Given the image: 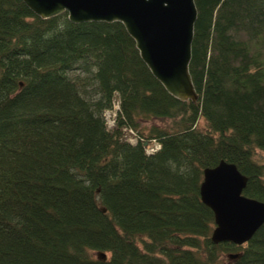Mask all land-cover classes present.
Segmentation results:
<instances>
[{"label": "trees", "instance_id": "trees-1", "mask_svg": "<svg viewBox=\"0 0 264 264\" xmlns=\"http://www.w3.org/2000/svg\"><path fill=\"white\" fill-rule=\"evenodd\" d=\"M194 2L196 104L165 91L122 24L0 0V264H264V224L215 245L200 197L225 161L264 203V0Z\"/></svg>", "mask_w": 264, "mask_h": 264}, {"label": "water", "instance_id": "water-1", "mask_svg": "<svg viewBox=\"0 0 264 264\" xmlns=\"http://www.w3.org/2000/svg\"><path fill=\"white\" fill-rule=\"evenodd\" d=\"M36 16L48 20L67 14L72 24L120 23L151 75L181 102L196 104L189 66L197 9L194 0H21ZM247 177L234 164L221 161L205 169L202 203L214 214L211 241L241 246L264 224V203L247 198ZM98 257L105 260L106 255ZM238 255H230V260Z\"/></svg>", "mask_w": 264, "mask_h": 264}, {"label": "rangeland", "instance_id": "rangeland-1", "mask_svg": "<svg viewBox=\"0 0 264 264\" xmlns=\"http://www.w3.org/2000/svg\"><path fill=\"white\" fill-rule=\"evenodd\" d=\"M88 88H91L90 86H88ZM114 110H117V107L114 108ZM110 116H107L108 117V120L109 121H112L111 119V116H112V113H109ZM147 126H157V127H166L167 126V122H160V121H151L149 123L146 124ZM200 128L203 129V125L200 123ZM136 134L135 133H131L130 131H125V138L126 140H129V142L133 143L135 142V139H136ZM147 152H149L151 149H153V145L151 147H148L147 146ZM256 159L264 165V152L258 150L256 152ZM98 253H92V256L93 257H98ZM221 264H230L231 263V260L228 258L227 255H222L221 256V260H220Z\"/></svg>", "mask_w": 264, "mask_h": 264}, {"label": "built area", "instance_id": "built-area-1", "mask_svg": "<svg viewBox=\"0 0 264 264\" xmlns=\"http://www.w3.org/2000/svg\"><path fill=\"white\" fill-rule=\"evenodd\" d=\"M117 109H118V107H117ZM107 116H110L109 115V112H107ZM108 122H109V125L110 126L113 125V121H108ZM131 133H133V132H131ZM158 148H159V146L158 145L157 146L155 145V147L153 149H151L148 153H152V152L156 151Z\"/></svg>", "mask_w": 264, "mask_h": 264}]
</instances>
